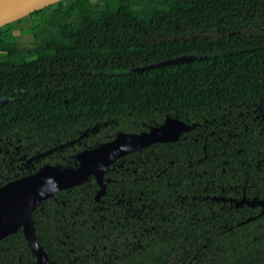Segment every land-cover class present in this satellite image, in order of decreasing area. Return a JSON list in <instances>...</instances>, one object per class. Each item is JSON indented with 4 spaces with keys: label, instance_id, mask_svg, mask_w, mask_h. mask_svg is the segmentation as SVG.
I'll return each instance as SVG.
<instances>
[{
    "label": "trees",
    "instance_id": "trees-1",
    "mask_svg": "<svg viewBox=\"0 0 264 264\" xmlns=\"http://www.w3.org/2000/svg\"><path fill=\"white\" fill-rule=\"evenodd\" d=\"M0 54V187L168 117L194 125L117 159L98 200L91 176L40 204L52 264H264L262 207L241 204L264 200V0H60L0 27ZM34 262L22 229L0 240V264Z\"/></svg>",
    "mask_w": 264,
    "mask_h": 264
},
{
    "label": "water",
    "instance_id": "water-1",
    "mask_svg": "<svg viewBox=\"0 0 264 264\" xmlns=\"http://www.w3.org/2000/svg\"><path fill=\"white\" fill-rule=\"evenodd\" d=\"M60 0H0V27L42 9ZM205 55L178 56L159 63L149 64L143 69H153L167 65L199 60ZM8 102L0 98V105ZM194 125H187L180 120L166 118L164 122L152 127L148 132L139 134L118 133L116 137L91 150H83L76 155L77 168H56L44 165L34 174L20 177L0 187V240L15 234L22 229V234L31 253L35 256L33 264H52L47 254L36 242L32 214L35 209L49 198L56 199L57 194L66 189L81 186L89 177L95 179L99 187L95 199L105 193L109 182L105 175L109 167L119 158L139 151L155 143H172L178 141L183 133L192 130ZM36 156L30 160L37 159ZM29 160V161H30ZM241 204L262 207L264 200Z\"/></svg>",
    "mask_w": 264,
    "mask_h": 264
},
{
    "label": "rangeland",
    "instance_id": "rangeland-1",
    "mask_svg": "<svg viewBox=\"0 0 264 264\" xmlns=\"http://www.w3.org/2000/svg\"><path fill=\"white\" fill-rule=\"evenodd\" d=\"M87 2L89 0H83ZM16 41L18 43V52L19 53H27L29 51H33L34 48L29 44L32 41V35L29 33L20 34L16 37ZM5 54H0V58H4Z\"/></svg>",
    "mask_w": 264,
    "mask_h": 264
}]
</instances>
